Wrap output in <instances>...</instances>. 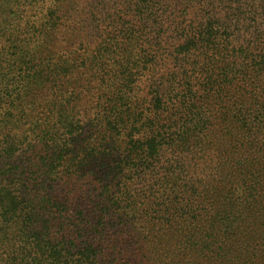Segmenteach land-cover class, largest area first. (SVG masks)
I'll return each instance as SVG.
<instances>
[{
    "label": "rangeland",
    "instance_id": "obj_1",
    "mask_svg": "<svg viewBox=\"0 0 264 264\" xmlns=\"http://www.w3.org/2000/svg\"><path fill=\"white\" fill-rule=\"evenodd\" d=\"M188 1L158 0L151 10L136 0H0V121L8 107L30 118L41 112L36 101L20 104L29 90L20 75L36 74L28 67L39 72L43 63L69 69L96 113L95 106L105 103L107 69L117 88L125 85L127 67L116 64L135 45L151 61L129 68L135 75L128 91L134 105L147 108L151 88H158L171 89L194 106L191 150L164 146L156 161L131 173V179L117 169L107 177L98 168H86L81 178L48 180L56 194L77 201L86 212L90 190L91 200L107 207L103 234H95L88 219L80 225L98 251L93 264H264V0H243L244 9L252 5L255 12L246 10L240 20L224 17L225 3L210 5L231 34L208 52L211 65L193 72L189 62L205 64L202 47L188 54L184 65L176 62V47L181 34L207 18L204 6L213 0ZM206 71L214 78L209 90L201 86ZM185 80L192 82L190 91ZM9 81L12 95L6 97L1 90ZM17 95V105L9 103ZM173 110L171 105L172 116ZM172 129L177 132V126ZM80 143H86L85 135L76 151ZM43 153L39 146L26 162L24 178L31 185L38 182L34 165ZM106 184L109 193L102 195ZM72 202L69 210L76 206ZM69 210L65 215H73ZM60 219L52 221L57 236L63 234Z\"/></svg>",
    "mask_w": 264,
    "mask_h": 264
},
{
    "label": "trees",
    "instance_id": "obj_2",
    "mask_svg": "<svg viewBox=\"0 0 264 264\" xmlns=\"http://www.w3.org/2000/svg\"><path fill=\"white\" fill-rule=\"evenodd\" d=\"M136 1L138 6L149 5L151 10L158 6V0ZM214 1H208L204 6L207 18L200 20L191 33L181 34L183 41L176 47L179 57L175 60L180 65L185 64V57L194 49L202 47L204 50L205 64L201 65L200 59L189 62L192 72L205 71L213 62V56L208 52L218 49L219 38L227 41L231 34L228 23L221 27L224 22L211 13L210 5ZM217 1L225 3L226 19L246 18L249 9L250 14L255 12L252 5L244 9L243 0ZM127 51L123 60L116 64L127 67L124 71L127 83L117 88L116 76H108L107 69L108 88L101 95L105 103L95 106L96 113L87 106L91 100L87 102L80 80L70 79L69 69L52 68L43 63L39 72L28 67V72L35 71L36 74L20 75L21 84L25 89L29 88L28 96H24L20 104L36 101L37 108L42 110L30 118L18 107L4 108V117L0 121V264H93L98 251L94 244L84 239L80 225L88 219L94 233L103 234L106 228L102 217L106 215L107 207L91 200L93 191L90 190L86 197L91 208L86 212L77 201L74 203L69 197L64 199L56 194L58 189L53 182L63 177L71 180L75 174L78 178L84 177L86 168L91 171L98 168L107 177L112 169H117L120 173L126 172V178L131 179V173L144 168L148 161L155 162L164 146L192 149L190 138H194V129L197 130L193 125L194 106L187 104L183 96L172 94L171 89L161 92L151 88V103L139 110L134 105V97L128 94L129 86L135 81L129 68L147 66L151 60L147 55L143 57L144 49L136 52V45ZM209 71L201 72L206 75V82L201 86L207 90L214 84ZM183 76L187 77L185 71ZM190 80L184 82L187 91L191 89ZM10 84L7 82L1 90L6 97L12 95ZM20 98L21 95H17L9 103L17 105ZM2 99L0 96V109L4 107ZM171 105L174 116L169 114ZM180 112L182 114L178 116ZM165 119L168 123H164ZM196 124L202 123L198 119ZM174 126H177V132H172ZM82 135H85L86 143H80V150L76 151ZM194 142L197 146L198 138ZM39 146L44 155L35 162L39 177L38 182L31 185L32 181L24 178L26 162H32L30 154ZM70 147L73 148L69 150ZM109 188L106 184L102 195L108 194ZM69 201L76 205L70 209L73 215H65L71 207ZM111 202L115 204L114 200ZM56 216L61 217L59 230L63 234L59 236L53 233L52 221Z\"/></svg>",
    "mask_w": 264,
    "mask_h": 264
}]
</instances>
